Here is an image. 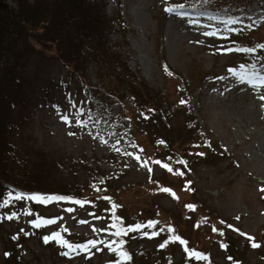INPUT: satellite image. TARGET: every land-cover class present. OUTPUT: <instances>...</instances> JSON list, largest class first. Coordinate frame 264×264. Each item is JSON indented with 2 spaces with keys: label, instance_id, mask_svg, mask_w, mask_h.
<instances>
[{
  "label": "rangeland",
  "instance_id": "1",
  "mask_svg": "<svg viewBox=\"0 0 264 264\" xmlns=\"http://www.w3.org/2000/svg\"><path fill=\"white\" fill-rule=\"evenodd\" d=\"M96 1L103 4L105 20L110 22L109 50L119 52L131 73L161 95L166 112L173 111L174 97L187 88L205 143L212 154L222 156L199 150L203 155L187 161L178 155L174 162H165L159 148L151 146L154 133L145 127L140 113L130 110L128 97L110 103L99 95L88 96L76 79L68 77L60 59L27 55L19 76L24 95L20 105L15 103L22 123H15L14 116L15 126L5 139L15 144L13 158H26L31 180L42 175L39 191L55 192L49 196L66 197L69 202L16 200L18 194L43 195L2 187L0 204L10 195L13 199L0 207V264H112L103 243L97 244L100 251L92 248L88 255H62L66 250L59 244L44 243L43 238L54 232L71 244L116 241L119 248L123 242V249L135 260L152 251L149 262L134 264H181L185 259L188 264H264V192L260 191L264 189V100L259 99L264 88L253 89L230 71L264 76V63L239 54V48L231 52L219 48L221 40L244 31L245 25H262L264 37V0L252 1L242 17L211 20L186 10L189 6L178 7L182 0ZM4 2L11 9L16 6L14 0ZM175 7L182 15L165 11ZM229 19L239 22L226 24ZM85 72L93 84L94 65L87 64ZM184 117L173 111L166 119V131L159 133L174 139L182 131ZM39 162L40 170L35 168ZM31 186L21 187L34 192ZM100 197L106 200L100 202ZM114 216L122 222L118 228H142L129 232L130 237H117L113 233L118 228L110 224ZM38 218L56 222L35 228L32 223ZM176 236L191 252L179 242H170ZM248 237L262 244L261 251L251 246ZM225 239L242 251L237 263L224 255ZM197 250L209 257L208 263V258L189 256Z\"/></svg>",
  "mask_w": 264,
  "mask_h": 264
},
{
  "label": "trees",
  "instance_id": "2",
  "mask_svg": "<svg viewBox=\"0 0 264 264\" xmlns=\"http://www.w3.org/2000/svg\"><path fill=\"white\" fill-rule=\"evenodd\" d=\"M14 1L15 10L8 7L4 0H0V193L4 188L9 187L29 194H37L36 191H38L43 196L55 193L44 189L38 190L42 186L43 181L39 177L42 175L38 174L35 176H38L37 178L34 177L31 180L33 174L30 172L27 174L25 171L27 168L24 164L26 158L20 159L23 161H20L18 156L13 158V154H16L15 144L10 138L8 141L5 139L15 126H13L14 116H16L15 123L18 122L20 125L22 123L23 117L18 105H20L19 102L21 103L19 99L24 94L23 89L19 87L21 85L19 76L24 72L25 59L30 54L50 56V59L53 60L60 59V63L67 69L68 77L76 79L82 91L84 90L83 92L88 96L99 95L101 99H107L110 103L128 97L130 110L140 113L141 121L145 122V127L154 133L155 137L151 146L159 148L158 151L166 159L165 162H174V157L178 155L179 160L187 161L195 157L194 155L199 153V150L216 158L222 156L219 153L212 154L209 147L206 146L205 138L197 126L196 118L190 107L187 88H183L184 90L177 93L174 97L176 101L173 102L174 106L172 107L173 111L180 112L185 116L180 128L182 131L174 139H169L166 133L162 136V133L166 131V119L173 114V111L166 112V109L164 110L160 104L161 95L131 73L119 52L109 50L108 28L110 22L105 20L103 4L96 0ZM252 1L259 2V0H182L180 5L189 6L190 9L207 14L241 17ZM245 26L248 27H245L244 31H239L236 35H229L221 40L219 48L254 49L253 53L243 51L238 53L248 54L249 57L262 64L264 63V48L261 47L264 45V37L260 34V30H263L262 25L260 27ZM89 63L95 67L96 81L93 84L85 72ZM107 106L108 104L104 105V107ZM129 112L128 114H131ZM148 130L147 132H149ZM161 131L163 132L159 133ZM195 145H199V147H195ZM42 166V162H39L35 168L40 170ZM45 181H48L47 178ZM29 183L32 185L30 189L34 192L22 189L21 186ZM2 187L3 189H1ZM66 194L74 196L69 192ZM96 198L99 200V196ZM105 200L104 197H100V202ZM91 203H93V198ZM114 218L111 219L110 224L122 223L120 218L116 219L115 216ZM160 235L162 236V234ZM126 237H130V235ZM232 243L225 239L221 247L224 248L223 253L227 255L228 261L232 260L237 263L239 261L237 254L239 252L241 254L242 251ZM73 245H82V243L79 241L78 244ZM260 246H262L261 243ZM112 247L120 248L115 243ZM257 248L261 251V247ZM110 253L113 261L111 263L117 264L118 255L112 251ZM150 253L152 251L141 253V257L136 260L133 258V254L128 253L131 259L127 264H134L137 261L144 262L145 259L149 262ZM197 253L203 254L201 251ZM83 254L88 255L89 253ZM203 256L208 258V263L209 257L204 254ZM181 264L188 263L185 259Z\"/></svg>",
  "mask_w": 264,
  "mask_h": 264
},
{
  "label": "snow or ice",
  "instance_id": "3",
  "mask_svg": "<svg viewBox=\"0 0 264 264\" xmlns=\"http://www.w3.org/2000/svg\"><path fill=\"white\" fill-rule=\"evenodd\" d=\"M178 7L182 8L183 5H179ZM165 11L169 12V13H175L176 15H182L177 8H167L165 9ZM239 21L237 20H233V19H229L227 21H225L226 24H236ZM205 35H215V33H205ZM262 48H264V45L261 46ZM227 52H231L233 51L232 49H227L225 50ZM239 51H243L246 53H253L255 50L254 49H240ZM244 66L241 65V68H243ZM253 69H255V65L252 66ZM233 71V75H239L240 78V82L241 83H247L249 84L250 87H252L253 89H262L264 88V76L260 75L258 72L253 71L250 75L247 72H243L240 74H237L234 70H230ZM259 99L264 100V95H261L259 97ZM183 103V101H182ZM75 105H73L74 107ZM147 118V117H146ZM63 121L66 124H69L71 126V121H69L67 116L62 117ZM78 124H80V121H77ZM83 126V125H81ZM72 133H70L71 135ZM209 146L210 145H206ZM195 147H199V145H195ZM129 155H131V153H129ZM197 155H203V153H197ZM137 160H139V157H135ZM155 163H160L159 161H155ZM180 163H184L183 161H180ZM163 167H166L168 169V171H172V169L168 166V165H163ZM149 171H151V169H149ZM177 175H183L182 172H177ZM163 191H169L167 189H163ZM260 191L264 192V189H260ZM174 197L175 194L171 193ZM12 197L11 195L9 196L8 199H5L3 201L2 204H0V207H6L11 201H12ZM16 200H21V199H27V200H31L34 202H38V203H51V202H60V201H64V202H69V199L66 197H53V196H39V195H31V196H23L18 194L15 197ZM73 203L76 204H81L83 205L82 201H71ZM67 211L71 212L72 209H67ZM28 215H31V213H27ZM8 219H13L14 217L9 216L7 217ZM55 220H42L40 218H38L36 221H34L32 223V226L35 228H39L43 225L46 224H53L55 223ZM81 223H84V221H81ZM112 227H116V224L113 223ZM148 227H154V225H148ZM229 227H231V225H229ZM142 228L141 225H135V226H129L128 228H118L117 231L115 233H113L115 236L120 237L121 235H127L129 232H133V231H140ZM235 231H238V229H233ZM93 231H97V229H93ZM169 231H172L171 229ZM213 231H219L218 229H213ZM221 235H223V233H220ZM155 235V234H152ZM243 235V234H242ZM44 243H50V242H56L57 244H59L60 247L65 248L66 251L62 252V255L65 256H69L71 258V254L72 253H90L92 248H96L97 251H100L101 249H99L97 247L98 243H103L105 245V247L109 250L112 251L114 253H116L119 257V259L117 260V264H127L128 261H130L131 257L130 255L123 249V242H121L120 244V248H113L112 244L116 243V241H112L110 243H106L104 241H96V240H90L88 241L86 244H82V245H73L71 243H69L67 240H64V238L61 236L60 233L58 232H54L51 236H45L44 238ZM248 239L250 241H252L251 246L253 248L259 247L260 245L258 243H256L253 238L248 237ZM170 242H179L180 245L184 246V251L185 252H189V249L186 246V242L181 239L180 237L176 236L172 238V241ZM166 245L161 244L160 247L163 248ZM7 255V254H6ZM190 256H195L196 259L201 260V259H207V257L203 256V254H199V253H189Z\"/></svg>",
  "mask_w": 264,
  "mask_h": 264
},
{
  "label": "bare ground",
  "instance_id": "4",
  "mask_svg": "<svg viewBox=\"0 0 264 264\" xmlns=\"http://www.w3.org/2000/svg\"><path fill=\"white\" fill-rule=\"evenodd\" d=\"M29 1V0H28ZM15 8H16V6H15ZM15 8H13V9H15ZM203 18H206V17H203ZM211 18H218V17H216V16H212V17H207L206 19H208V20H211ZM38 57H41V56H38ZM46 57V56H45Z\"/></svg>",
  "mask_w": 264,
  "mask_h": 264
}]
</instances>
